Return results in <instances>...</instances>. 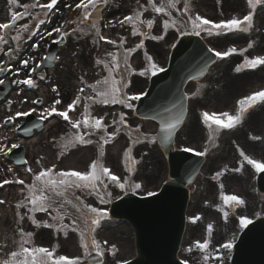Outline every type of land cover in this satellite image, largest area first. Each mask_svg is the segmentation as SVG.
<instances>
[{
	"label": "snow or ice",
	"instance_id": "6c2138e0",
	"mask_svg": "<svg viewBox=\"0 0 264 264\" xmlns=\"http://www.w3.org/2000/svg\"><path fill=\"white\" fill-rule=\"evenodd\" d=\"M182 0H147L148 7H145L143 4L138 3V9L133 10L131 14L125 15L123 19H118V23L121 27L125 25L131 26V34L133 36L142 37L140 42L136 45L135 48H125L123 52V63L125 71L135 72V69H132L131 64L129 63L128 57L131 53L135 52L137 49H144L145 40L153 41H162L168 34L169 29H175L179 32L180 35H196L200 36L202 33L207 34L208 36L212 35H226L233 32H249L253 27L254 14L256 13L257 8L264 10V0H246L247 8L249 11L247 14L243 15L242 18L233 16L230 19L220 20L215 22L211 19H207L200 15L199 13H192L190 8L189 0H183V7L179 8L178 5L181 4ZM59 0H47L45 3H40L39 0H33L32 3H20V0H7L8 10L10 12V20L7 23H0V52L4 51V46H8L6 56H13L15 51L19 49L20 42L23 40V34L29 33L31 26L27 23L16 27L17 21L23 19L24 17H31L33 21L36 22V27L43 25L46 20L40 19L39 15H34L33 10L39 8L43 13L45 18L56 9ZM107 5L108 0H78L74 5V10H79L80 16L78 23L80 26V32H86L89 29L94 30L95 37L97 38L95 43L103 41L109 45H116L117 41L110 39L102 34L101 28L99 27V21L103 19L102 15L96 16L95 14L99 12L100 5ZM68 8H73L72 4L65 5ZM23 8L22 12H18L15 9ZM151 9L152 13H155L157 17H166L162 20V33L158 35H152L151 30L153 29L154 24L156 23L155 19H143L144 13ZM179 13L180 18H174L173 13ZM91 19V24L84 26V21H89ZM105 27H115L116 25L112 21H108ZM147 29L144 31L143 29ZM15 30V35L10 36V40L15 42V48L9 46V36L7 35L8 30ZM190 29V30H189ZM75 32L76 29H73ZM55 33L60 39L54 40V43L62 42L69 33L65 31L64 25L57 26L51 31L47 32V36L51 37ZM35 32H30L29 38L35 35ZM43 39V37H41ZM125 39L123 37L119 40V47L124 48ZM37 47L38 45H33ZM253 44L248 43L246 48L237 49L235 46L228 47L226 51H219L212 47L208 48V52L212 53L215 58L225 59L233 54L239 53L243 55L248 49H251ZM107 57L110 59H101L98 58L95 62L97 65H103V69L107 72V75L102 79L97 80L95 84L87 85L88 88L92 90L95 95H89L84 97V99L99 104H119L123 105L127 109L134 110V101H137L141 98V94H130L125 89L129 88L130 82L126 80L122 73H120L121 68V57L118 52H108ZM58 59V57L56 58ZM144 59L146 61V66L139 72L140 76H145L148 73L152 75L157 74L158 72L164 71L163 68L159 67L158 64L154 61L153 57L145 51ZM43 60H47V57H44ZM43 60L41 62H43ZM29 60H23L22 64L25 69L29 68ZM261 66H264V55H255L251 58L248 56L244 57V60L241 64H238L235 68L236 72H241L245 69L255 70ZM40 67V64L37 63L35 67L31 68L27 78L13 80L12 83L17 85H26L28 88L36 87V82L32 79L31 73H34L37 68ZM9 69L0 66V73H5ZM119 77V78H117ZM83 83V80L81 81ZM5 83L4 79H0V85ZM53 92H56L59 95L57 88L53 87ZM80 93L83 94L85 89L80 88ZM82 96L77 95L71 103H69L65 110H58L57 105L62 103L61 100L56 99L52 106L49 108H44L42 113L39 116L41 120H47L49 117L56 114L62 117L65 121H68L71 125V128L75 129V133L72 134L71 141L73 146L76 144L81 145H91L93 140L90 138L92 135L100 134V140L103 141L100 144L99 155L97 159H94L87 171H78V170H66L54 172V169L49 167L40 170L37 173H34L33 180L31 183L26 184L23 179H16L14 181L3 179L0 180V188H3L4 185L15 183L22 185L23 192L26 194L23 196V199L17 203V209L26 208L28 214H34L36 212L49 213V210L56 213L52 217L53 223L44 222L45 227H55L57 232H64L67 234L69 228L72 231H76L79 234L80 246L83 249L85 257L91 256L92 252H95L96 256L104 257L105 251L110 252L113 256L116 255L117 249L116 245L112 244L105 249V245H108V241L104 240L103 242L97 240L96 232L100 227L101 222L107 217L108 213L105 209L100 207L92 206L91 204L84 203L79 196H75V192H85L89 195H95L100 204H106L109 202V199L112 195L108 188L110 185H114L116 188L120 189L122 192L127 191L131 188L133 191L141 189L142 185L140 183H134L130 177L125 176L121 177L115 174L109 167H106L102 163V157L104 156V145L108 144L114 139L122 129H127L129 138L131 140L130 146L125 150V158L132 162V164L138 163L132 156V147L136 143H142L147 141L148 143H155L157 136H149L147 134L141 133L139 127L131 129L125 116L124 112L119 114V118L112 119V125H116V128L111 133L108 132L109 124L105 123V115L95 116L90 111L89 105H84V111L81 114V118L75 121L70 120L69 111L74 110V107L81 103ZM42 103V101H39ZM33 104L38 103V101H32ZM238 109L236 113L230 114L229 112L221 113H209L207 111L203 112L202 121L204 125L210 130L209 140H213L216 135V130L225 129L231 130L240 124L243 120L244 114L257 104H264V90L255 92L251 95L241 98L238 100ZM36 109L32 108L28 111H16L12 115H8L4 120V125L14 124L16 119L19 117H27L31 113L35 112ZM180 120L174 119L172 121L163 122L161 132L164 134L165 140H170L172 134L179 125ZM213 125L216 126V130H213ZM18 127V126H17ZM85 129L86 131H81ZM133 132L136 134V137L133 138ZM140 136H143V141L140 140ZM252 139L259 140L261 137L253 136ZM17 144H12L11 147L7 145H0V153H3L7 156L12 152L13 149L17 148ZM185 152H195L196 155L204 156L207 153V148L204 151H195L192 148L185 147L182 149ZM62 154V153H61ZM240 157L243 161H246L248 165L254 169L256 174L264 173V162L258 159L251 158L246 155L243 150L239 151ZM27 163V161H24ZM39 163V161H38ZM243 164L240 167L233 169L236 172L241 171ZM9 172L12 169H8ZM28 172H32L31 168L27 169ZM127 171L132 172L131 167L127 168ZM223 170L218 171L213 179H217L223 175ZM220 199L223 204L219 207V210L223 213V217L227 220L229 212H234L237 207L245 205V200L240 196L235 194H225L224 185L220 184ZM72 192L75 196L78 203L73 204L72 200L67 199V193ZM148 195H155L153 192H149ZM55 197L64 198V202L67 204H72V206L79 213L77 219L72 221V224L64 223V214L61 213V209L64 207V204H60L57 207V201ZM4 203V201H0ZM227 206L228 210H225ZM17 215L20 216V220L24 219L23 215H20L19 212ZM32 219L33 223H37L34 215L29 216ZM193 223L200 219V216H195L190 218ZM78 221L82 222V226L78 224ZM252 223V220L241 216L240 225L241 227H246ZM39 226V224L37 225ZM213 232V225L209 223L207 225L208 237L202 242L197 240L192 246H190L187 251L192 252L193 249H198L202 253V264H210V260H216L218 264H223V254L221 249L230 250L233 245L229 242L220 243L219 248H216L215 251H209L211 244V234ZM32 233H25L23 229H20V240L18 242V249L11 251L7 258L0 259V264H81V258L69 257L67 255H57L55 249H49L48 247H37L29 246L31 244ZM96 264H102V261H96ZM118 264H129V261L124 260L118 262ZM181 264H189V261L184 260Z\"/></svg>",
	"mask_w": 264,
	"mask_h": 264
},
{
	"label": "rangeland",
	"instance_id": "374dc122",
	"mask_svg": "<svg viewBox=\"0 0 264 264\" xmlns=\"http://www.w3.org/2000/svg\"><path fill=\"white\" fill-rule=\"evenodd\" d=\"M189 3L193 14L199 13L203 17L211 19L215 22L230 19L233 16L242 18L243 15L247 14L249 11L246 0H189ZM223 3H225V6H223ZM223 12L227 13L224 14ZM254 17V24L250 32H233L219 36H208L205 33L203 34L206 41L213 45L218 42H226V39H239L243 42L246 38H248L253 39V42H264V10L257 8ZM179 18L180 14L178 15V19ZM161 32L162 30L155 32L152 30L151 34L158 35V33L160 34ZM177 35H180L179 32L169 29L166 36L168 39L165 42H144V49H137L135 52L131 53L132 69L141 71L146 66V61L144 59L145 51L153 57L159 67L165 68L168 63L170 49L175 43ZM87 43L80 42L78 45L74 44L70 51L69 49L67 50L66 58L63 63L64 65L59 68L57 73L52 74L51 76V79H54L56 82H51L50 85L46 87L47 90L52 93L53 87L58 85L63 98L64 96L67 97L69 93L73 98L77 95L82 96L81 103L74 107V113L68 114L70 120L72 121L81 118V114L84 111V105L88 104L93 115L99 116L106 114L105 123L110 125L108 128L109 133L114 131L116 128V125H112L111 123L112 119H118L119 114L124 112L126 114L125 118L131 129L139 127L141 133L149 136H155V125L151 122H142L138 120L134 116L132 109H127L123 105L119 104L104 105L92 103L84 99L86 96L95 94L87 87V85L93 84V82L102 79L105 74H107V72L103 69V65H97L95 61L98 58L110 59V57H107L104 53L115 52V50H117V47L112 46L104 51H100L99 48L93 49L89 47ZM138 43L139 42L134 40L132 42H125L124 46L125 48H135ZM102 56H104V58H102ZM103 70L105 71V74L103 73ZM119 71L123 74L126 80L130 82L129 88L125 90L130 94L135 93L141 94L142 96L145 92V88L147 87L146 77L148 74L144 77L140 75L137 76L131 71H125L124 67H122ZM82 80L83 83L81 82ZM134 81L135 83L132 85ZM205 85V82L201 84H193L190 85L188 89V94L191 98L190 121L197 117L193 116V113H197L198 110L201 109L200 107H203V104L200 106L195 104L198 102H205L206 104L205 98L202 97L205 94ZM80 88L85 89L83 94L80 93ZM50 99L54 102V100L58 98L54 95L51 96ZM133 103L135 106L136 101ZM52 104L53 103L48 105L46 108L51 107ZM57 123L58 120H52L50 123L52 128L46 131L43 135H37V137H40L38 139V143L29 151V154L31 155V169H34L36 172L49 167L53 168L54 172L66 170L87 171L90 163L94 159H97L99 155L100 144L103 143V141L100 140V134L86 137L93 140L91 145L76 144L73 146L71 137L76 130L71 128V125L68 123ZM81 131L83 132L86 130L81 129ZM122 131L128 132L127 129H122L121 132L113 139L112 144H110L112 142L111 141L110 143L104 145L102 163L106 167H109L115 174L121 177L128 176L134 183H140L142 185L141 189L134 192L140 195H147L149 192H156L167 179V166L159 148L155 145V143H148L147 141L131 145L132 156L136 161H138V163L133 165L132 162L127 160L124 155L125 150L131 144V140H127L124 136H122ZM252 134L256 135L254 129H252ZM183 136L184 135H180L179 137L178 147H180L179 143L181 140L184 142V145H189L186 143V139ZM132 137H136L134 132ZM140 140L143 141V136H140ZM261 161L264 162V159ZM129 167L133 169L132 172L127 171V168ZM242 171V175L244 177L232 176L227 184L228 189H226L225 186L223 189L225 194H235L245 200V205L237 207L234 212H229L227 220L224 219L223 213L218 207L223 204L220 199V188H217L215 191L214 188H210V192L208 191V193H206V209L201 207L200 203L197 205L194 204L191 208L190 216H194L202 210L206 213V218H204L205 223L203 225V233L202 228L199 230L202 234H198L193 237L192 228L190 227V230H187L182 246L181 259L183 261L187 260L189 261V264H202V253L195 248L192 252H188L187 249L192 246L195 241L200 240L202 242L204 239L209 238L207 233V225L209 223L213 225L209 251H215L216 248H219L220 243L230 241L233 245L236 241L239 233L244 228L240 225L241 216L254 220L257 217L264 215V197H260L257 194L254 189V185L250 182L251 175L247 167H245ZM4 175L5 173H2V176ZM27 177V175L20 176L18 179H27ZM26 182V184H28L32 181L30 180L28 182L27 179ZM128 190L133 191L131 188ZM108 191H110L112 195L109 202L103 205L99 203V200L95 195H89L87 191H77L75 192V196H79L86 204H91L92 206L100 207L107 211L108 204L113 199L120 196L121 190L116 188L114 185H110ZM25 194L26 192H22L20 196H18L14 186H12L6 195L3 196L4 198H7L6 201L10 200V196L12 197V218L8 219L10 217V213L5 207L1 213L3 214V217L0 222V259L7 258V255L11 251L18 249L20 229H23L25 233L30 232L33 234L31 236V244L29 246H43L48 247L50 250L55 249L57 255H67L69 257L79 256L81 258V263H83L86 260V257L84 256L83 249L80 246L78 232L72 231V229L69 228L67 230V234L65 235L64 232H57L55 227L49 228L43 226L44 222L53 223L52 217L55 216L56 213L51 210H49V214H38L37 212L34 214H28V210L26 208L17 209V203L23 199ZM68 195L70 198L67 199L72 200L73 204L78 203L72 192H69V194L67 193V197ZM55 200L58 202L56 205L57 207H59L60 204H64V207L61 209V213L64 214V223L69 225L72 224V221L78 218L79 213L72 206V204L65 203L64 198L55 197ZM208 201H210V204ZM224 207L225 210H228L227 206ZM18 212L20 215L24 216L22 221L20 220V216L17 215ZM30 215H34L37 223H33L32 219L29 218ZM38 224L39 226H37ZM78 224L82 226L81 221H78ZM96 238L101 242L104 240L108 241V245L104 246L105 249H107L109 245H116L117 252L115 256H113L110 252L105 251L107 255L105 264H118V262L132 259L135 255L133 233L126 224L110 221L106 217L97 229ZM220 251L223 254V264H228L232 253L231 249H221ZM210 264H218V262L213 259L210 260Z\"/></svg>",
	"mask_w": 264,
	"mask_h": 264
},
{
	"label": "water",
	"instance_id": "95a60500",
	"mask_svg": "<svg viewBox=\"0 0 264 264\" xmlns=\"http://www.w3.org/2000/svg\"><path fill=\"white\" fill-rule=\"evenodd\" d=\"M192 46L190 44H185V48L177 52L174 57V64L176 65L173 69V73H176V69L179 65V60L189 54H194L199 56V66L193 70L192 63H187L183 65L181 71L190 72L187 75V78L197 77L201 71H203V67L206 64V58L208 56L205 52L200 50L199 48H195L191 50ZM146 105H149L146 103ZM154 111V108L150 105L145 108V112L151 113ZM183 113H177L176 119L181 120ZM168 153L171 150H167ZM127 201L122 202L118 207L122 208L127 205ZM184 205L185 201H182V206L178 210L179 214L177 216H169L166 218H157V222L153 221L154 219H150L148 223L144 226V237L142 236L140 239V251L143 250V256L140 261L135 264H177L174 259V254L177 249V244L179 241L180 233L183 226V213H184ZM147 244H151L150 246ZM172 257H171V251ZM173 259V260H172ZM245 264L246 262L243 261ZM234 264H242V257L237 255ZM249 264V263H247Z\"/></svg>",
	"mask_w": 264,
	"mask_h": 264
},
{
	"label": "flooded vegetation",
	"instance_id": "af4514ba",
	"mask_svg": "<svg viewBox=\"0 0 264 264\" xmlns=\"http://www.w3.org/2000/svg\"><path fill=\"white\" fill-rule=\"evenodd\" d=\"M237 83L239 84L240 88H242L244 86H247V85L251 84V81H249V79H247V78H245V79L241 78V79L238 80ZM259 124H261V127H262L263 124H264V120L261 119V123L259 122Z\"/></svg>",
	"mask_w": 264,
	"mask_h": 264
},
{
	"label": "bare ground",
	"instance_id": "6f19581e",
	"mask_svg": "<svg viewBox=\"0 0 264 264\" xmlns=\"http://www.w3.org/2000/svg\"><path fill=\"white\" fill-rule=\"evenodd\" d=\"M81 161V160H80Z\"/></svg>",
	"mask_w": 264,
	"mask_h": 264
}]
</instances>
